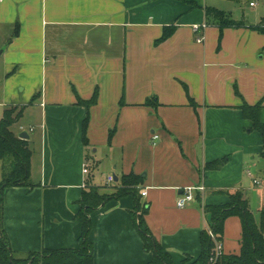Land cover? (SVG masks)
<instances>
[{"label":"crops","instance_id":"1","mask_svg":"<svg viewBox=\"0 0 264 264\" xmlns=\"http://www.w3.org/2000/svg\"><path fill=\"white\" fill-rule=\"evenodd\" d=\"M238 1L242 12L232 0L0 1V119L23 107L12 130L30 136L36 184L4 192L3 224L16 255L79 247L76 214L86 182L98 185L97 168L115 183L129 173L143 178L145 221L175 263L200 254L211 220L206 206L227 204L242 191L259 220L263 138L241 106L262 101L264 122V35L251 28L264 18V0L255 7ZM206 6L233 18L242 13L234 19L245 25L221 36L218 26L206 25ZM168 25L175 32L157 42ZM95 90L96 104H79ZM152 97L155 105H147ZM224 157L221 167L205 169ZM2 173L0 160V181ZM106 182L98 186L112 193L115 183ZM187 187L195 198L179 207ZM134 206L127 194L92 212L95 264L153 259L134 226ZM241 241V219L229 216L224 253H240Z\"/></svg>","mask_w":264,"mask_h":264},{"label":"trees","instance_id":"2","mask_svg":"<svg viewBox=\"0 0 264 264\" xmlns=\"http://www.w3.org/2000/svg\"><path fill=\"white\" fill-rule=\"evenodd\" d=\"M206 25H216L221 30L228 27H241L245 25L242 20L233 18L230 12L216 7H205ZM254 30L264 35V18L251 26ZM176 30V25L164 27L162 36L157 42L168 39ZM18 29L15 31V35ZM238 93V90L236 91ZM98 90H95L88 100L78 98L79 104L91 107L96 104ZM154 97L146 100L147 105H155ZM190 104L196 107L194 99L190 98ZM262 101L255 104L244 102L241 106L243 115L252 122L251 130L258 131L263 138V148L260 156L264 159V122L261 120ZM23 114V107H12L6 110L5 116L0 119V160L2 161V179L0 181V264H95L94 244L90 239L92 229L91 214L103 206L108 200L120 198L131 194L135 200V206L130 211L134 226L138 230L144 249L153 253V259L147 264H264V206L260 210V218L256 219L249 207L248 200L242 191L230 194L231 201L224 205L206 206L205 210L210 214L211 220L208 229L201 232V252L197 257L186 256L181 263H175L171 255L165 251L162 244L155 238L145 221L149 204L142 202L140 188L143 178L135 173L124 174L118 183L113 186L112 193L101 191V187L86 182L82 198L79 201V210L76 217L82 225L78 248H45L41 251H30L24 257H19L13 250L10 239L5 231L4 218V192L9 187L25 186L34 187L31 180L32 149L29 141L20 138L13 130L12 125ZM89 115L84 120V142L87 145V128ZM114 130L110 132V138ZM229 157L207 162L205 169H216L228 161ZM239 216L242 222L241 250L238 254H226L224 251L216 254V242L223 241L224 224L229 216ZM213 232L214 237L211 236Z\"/></svg>","mask_w":264,"mask_h":264},{"label":"built area","instance_id":"3","mask_svg":"<svg viewBox=\"0 0 264 264\" xmlns=\"http://www.w3.org/2000/svg\"><path fill=\"white\" fill-rule=\"evenodd\" d=\"M2 1V0H0ZM245 2L249 3V5L251 7H255L257 5V1L256 0H245ZM200 26H196V29H199ZM203 38H198V41H202ZM158 135H155L154 138H157ZM84 172L85 173H88L89 172V168H88V165H85L84 166ZM107 181L108 183H115V179H114V176L113 175H109L108 178H107ZM193 187H187L185 190H184V193L180 196L179 200H178V206L179 207H185L190 201L194 200L195 196H194V193H193ZM146 190L142 191V195H146ZM210 234L212 237H214V234L213 232L210 231ZM216 254L219 255L220 253L223 252V244L221 241H217L216 242Z\"/></svg>","mask_w":264,"mask_h":264},{"label":"rangeland","instance_id":"4","mask_svg":"<svg viewBox=\"0 0 264 264\" xmlns=\"http://www.w3.org/2000/svg\"><path fill=\"white\" fill-rule=\"evenodd\" d=\"M234 3H235V6L237 7L238 6V11H241L242 12V9H241V3H240V1H238V0H232ZM245 2V1H244ZM249 4V3H248ZM234 18H242V13H240V15H237V14H235V17ZM25 127L28 129V130H30V125H28V124H26L25 125ZM14 129H16V128H18V125L17 126H14L13 127ZM100 169V168H99ZM99 169L97 168V170H95V172H94V174H95V177H94V179H95V182H97V184L98 185H101L103 188L104 187H107V182H106V176L105 175H102V172L101 171H99ZM262 176V175H261ZM262 178H263V176H262ZM97 180V181H96ZM109 184V186H110V184H113V183H108Z\"/></svg>","mask_w":264,"mask_h":264},{"label":"water","instance_id":"5","mask_svg":"<svg viewBox=\"0 0 264 264\" xmlns=\"http://www.w3.org/2000/svg\"><path fill=\"white\" fill-rule=\"evenodd\" d=\"M2 52H3V49H0V55L2 54ZM18 136L22 139H27V140L30 138L27 131L20 132Z\"/></svg>","mask_w":264,"mask_h":264}]
</instances>
